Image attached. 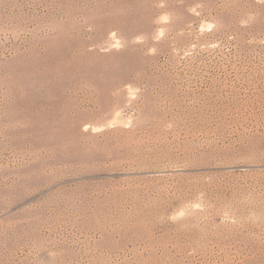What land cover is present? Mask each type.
Returning a JSON list of instances; mask_svg holds the SVG:
<instances>
[{
  "label": "rangeland",
  "instance_id": "obj_1",
  "mask_svg": "<svg viewBox=\"0 0 264 264\" xmlns=\"http://www.w3.org/2000/svg\"><path fill=\"white\" fill-rule=\"evenodd\" d=\"M0 264H264V0H0Z\"/></svg>",
  "mask_w": 264,
  "mask_h": 264
}]
</instances>
